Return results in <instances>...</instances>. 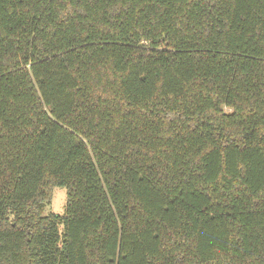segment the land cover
Here are the masks:
<instances>
[{
  "label": "trees",
  "instance_id": "obj_1",
  "mask_svg": "<svg viewBox=\"0 0 264 264\" xmlns=\"http://www.w3.org/2000/svg\"><path fill=\"white\" fill-rule=\"evenodd\" d=\"M0 264H264V0H0Z\"/></svg>",
  "mask_w": 264,
  "mask_h": 264
},
{
  "label": "rangeland",
  "instance_id": "obj_2",
  "mask_svg": "<svg viewBox=\"0 0 264 264\" xmlns=\"http://www.w3.org/2000/svg\"><path fill=\"white\" fill-rule=\"evenodd\" d=\"M66 187L55 186L49 201L45 202L43 214L63 213L66 208Z\"/></svg>",
  "mask_w": 264,
  "mask_h": 264
}]
</instances>
